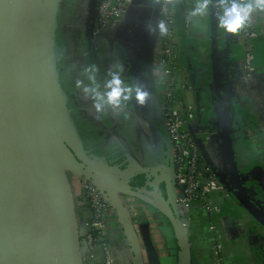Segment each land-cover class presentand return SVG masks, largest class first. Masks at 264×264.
<instances>
[{
    "label": "crops",
    "instance_id": "obj_1",
    "mask_svg": "<svg viewBox=\"0 0 264 264\" xmlns=\"http://www.w3.org/2000/svg\"><path fill=\"white\" fill-rule=\"evenodd\" d=\"M89 1L57 0L50 43L54 47H51L54 56L52 82L58 100L62 95L69 101L64 111L72 122L67 124L64 121V130L72 145L86 163L120 178L116 171L104 167L103 162L111 158V148L113 142L118 141V134L124 136L133 131L132 127H138L139 117L132 109L141 102L135 93L137 85L131 80V60L127 53L134 50L140 55L148 44L153 47L154 57L159 52L155 29L160 0H136L137 7L133 6L117 32L108 33L99 41L97 49L93 48L92 39H88L85 33ZM200 2L179 0L176 24L179 66L175 94L183 102L196 106L189 115L188 126L196 132H210L219 153L216 161L221 162L223 171L227 172L225 148L229 147L245 191L264 207V19L260 10H254L245 23L250 24L256 33L250 42L252 70L247 74L242 66L243 27L231 32L227 39L226 32L219 26L221 0H208L204 14L193 15ZM213 9L218 19L217 48H212L210 15ZM92 67L95 68L94 80L89 79L93 74L89 71ZM151 72L160 106L162 83L167 79V73L156 69L154 63ZM113 75H118L122 86L131 88L133 94L127 101L121 100L122 110H114L105 102L97 111L95 98L90 92L85 93L84 88H96L104 93L107 91L105 85ZM137 80L138 83L141 81ZM77 81L81 82L80 87L76 86ZM126 107L131 111L128 114L124 113ZM81 114L90 117L80 119ZM99 117L105 119L104 127L99 124ZM145 127L148 128L146 124ZM93 131L103 134L94 140L89 136ZM129 139L133 141L132 153L138 152L139 143L132 135ZM102 154L107 156L104 158ZM135 158L141 162L140 156L135 155ZM67 177L76 218L83 230V223L89 217V210L81 201L85 180L73 174ZM118 198L132 218L143 258L146 260L144 240L148 239L159 264H177V244L166 218L132 196L119 194ZM179 212L186 222L190 264H212L210 222H216L223 234V264H264V227L235 201L223 205L218 219L198 217L193 210L186 216L182 209ZM106 238L116 264H133L128 239L112 210L107 220ZM90 264H102L100 251Z\"/></svg>",
    "mask_w": 264,
    "mask_h": 264
},
{
    "label": "water",
    "instance_id": "obj_2",
    "mask_svg": "<svg viewBox=\"0 0 264 264\" xmlns=\"http://www.w3.org/2000/svg\"><path fill=\"white\" fill-rule=\"evenodd\" d=\"M99 2L90 0L88 4L85 33L90 40ZM136 3L132 0L125 17L133 6L137 7ZM175 9L177 24L179 0H175ZM56 10L57 0H0V264H86L68 174L89 181L106 198L128 239L133 264L159 261L148 239L144 240L146 260L143 258L132 218L119 194L132 196L161 213L175 236L177 264H190L186 222L179 212L182 208L174 200L171 144L160 117L151 72L152 45L144 46L140 55L134 50L127 53L131 80L146 93L143 103L132 111L156 138L154 144L140 133L141 162L129 155L133 167L151 177L150 187L143 188L86 163L57 123L51 106L55 98L52 69L47 71ZM157 15L158 10L155 38ZM216 16L213 9L212 48H217ZM119 25L104 30L100 40L117 32ZM230 36L231 32H226V38ZM197 143L225 190L264 227V207L245 191L229 147L225 148L226 176L205 152L199 138Z\"/></svg>",
    "mask_w": 264,
    "mask_h": 264
},
{
    "label": "built area",
    "instance_id": "obj_3",
    "mask_svg": "<svg viewBox=\"0 0 264 264\" xmlns=\"http://www.w3.org/2000/svg\"><path fill=\"white\" fill-rule=\"evenodd\" d=\"M132 0H100L97 15L92 27L93 48H97L101 33L115 29L125 17ZM175 0H160L157 15V40L159 52L154 57V67L165 70L167 79L162 83V101L159 106L160 117L171 144V164L173 169L175 203L184 211H195L201 218H219L222 207L229 202V193L214 176L203 159L197 139L201 140L205 152L208 136H199L188 126V118L196 108L194 104L183 102L175 94L179 66ZM264 19V11H260ZM163 21L168 31L161 34L158 24ZM256 33L245 24L241 31L242 66L248 74L252 70L251 40ZM184 88L185 85H182ZM205 132V131H198ZM207 133V132H206ZM82 203L89 210V217L83 223L82 239L85 243V263L90 264L97 252L102 254V264H116L108 242L107 220L111 208L103 194L89 181L85 180L81 194ZM230 203V202H229ZM188 217V216H187ZM212 264H223L221 257L222 231L216 222H210Z\"/></svg>",
    "mask_w": 264,
    "mask_h": 264
},
{
    "label": "clouds",
    "instance_id": "obj_4",
    "mask_svg": "<svg viewBox=\"0 0 264 264\" xmlns=\"http://www.w3.org/2000/svg\"><path fill=\"white\" fill-rule=\"evenodd\" d=\"M219 7L222 9L219 14V26L223 28L225 32H236L245 25L254 10L264 11V0H242V2H238V0L224 2V0H221ZM207 8L208 0H201L194 9L193 15L204 14V10ZM158 29L161 34H166L168 31L163 21L158 24ZM89 71L93 73L89 76V79L94 80L95 68L92 67ZM80 84V81L76 82L77 87H80ZM105 87L107 91L104 93H100L96 88H84L85 93L90 92L95 98L94 106L97 111L101 110L105 102L116 106L121 103L122 99L127 101L133 94L131 88L122 86V82L118 75H113L112 79L107 81ZM135 93L138 100L143 103L146 93L143 92L139 86L135 88Z\"/></svg>",
    "mask_w": 264,
    "mask_h": 264
},
{
    "label": "rangeland",
    "instance_id": "obj_5",
    "mask_svg": "<svg viewBox=\"0 0 264 264\" xmlns=\"http://www.w3.org/2000/svg\"><path fill=\"white\" fill-rule=\"evenodd\" d=\"M50 47L54 48L51 44H50ZM49 58L51 59V63L47 71H50L54 66L53 65L54 56H53L52 50H51V53L49 54ZM52 93L55 95V98L51 100V106L53 107V110L55 112L54 115H55V118L57 120L59 127H61V129L64 131V121L67 124L68 122L69 123L72 122V118L66 117L65 111H64V107L69 101H68L67 96H62V95L59 101L58 95L56 94V92L52 90ZM83 113H86V112H83ZM79 117L80 119H85L90 116H87L86 114H81V116ZM99 124L103 127L105 126L106 121L103 117H99ZM137 125L138 127H135V126L132 127L133 131H128L126 134L122 133L124 134V136L118 134V141L115 140L113 142V148H111L112 156L109 160H107L106 162H103V166L108 167L112 171L113 170L116 171V173L120 175V178H118L120 180L124 181L125 179H121V178L127 176L126 181L129 184L138 183L140 184L139 187L149 188L150 187L149 182L151 180V177L149 176V174H146L145 172H141L137 170L136 168H134L129 160L130 154H132L133 157H135V155L140 156L139 151L136 153H132L133 148L131 145H133V141L130 140L129 138L132 135L134 141L137 143L140 133H142L151 143H154V144L156 142V138L152 135V132L149 126L148 128L145 127V122L140 117H139ZM79 131L81 133L80 128H79ZM82 133H84V131H82ZM102 134L97 131H93L92 134L89 132L90 138L94 137L93 138L94 140H98L99 136H101ZM102 139L105 140V138H102ZM106 156L107 155L102 154V157L105 158Z\"/></svg>",
    "mask_w": 264,
    "mask_h": 264
},
{
    "label": "flooded vegetation",
    "instance_id": "obj_6",
    "mask_svg": "<svg viewBox=\"0 0 264 264\" xmlns=\"http://www.w3.org/2000/svg\"><path fill=\"white\" fill-rule=\"evenodd\" d=\"M97 47H99V44L97 45ZM94 49H97V48H94ZM114 108V110H122L123 109V107H121L120 108V105H116V106H114V105H112ZM195 106V105H194ZM195 108H196V106H195ZM125 111H124V113L126 114H128V113H130L131 111H129V109L126 107V109H124ZM135 114V113H134ZM134 116H136V115H134ZM205 133V134H204ZM197 134L199 135V136H202L203 134L205 135V136H208V138H209V142L207 143L208 145L206 146V148H207V150L209 151V157L211 158V160L213 161V163L215 164V165H217V167L220 169V170H222L223 168L221 167L222 166V164H221V162L220 161H216L217 160V158H218V156H219V153L217 152V150H216V144H215V142H213L212 141V139H211V136H210V132H207L206 133V131L205 132H203V133H201V132H198L197 131ZM203 135V136H204ZM221 158V157H220ZM222 172H225L224 174H226V176H227V172L226 171H222ZM132 175V174H131ZM130 175V176H131ZM129 176V175H128ZM125 180H127V179H125ZM131 185L132 186H136V187H139L140 186V184H138V183H131ZM229 196H230V200H229V202H234V200H233V197L229 194ZM229 202H226L224 205H227V203L228 204H230Z\"/></svg>",
    "mask_w": 264,
    "mask_h": 264
}]
</instances>
